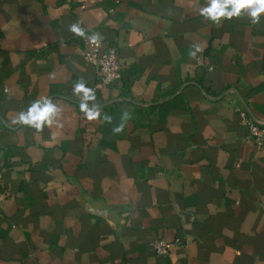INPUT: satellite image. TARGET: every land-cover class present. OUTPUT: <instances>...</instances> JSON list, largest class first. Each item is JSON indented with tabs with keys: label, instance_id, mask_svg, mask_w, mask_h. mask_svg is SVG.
I'll list each match as a JSON object with an SVG mask.
<instances>
[{
	"label": "crops",
	"instance_id": "crops-1",
	"mask_svg": "<svg viewBox=\"0 0 264 264\" xmlns=\"http://www.w3.org/2000/svg\"><path fill=\"white\" fill-rule=\"evenodd\" d=\"M207 3L0 0V264H264V150L236 110L264 122V14ZM90 40L119 80L81 58ZM45 97L59 126L13 122Z\"/></svg>",
	"mask_w": 264,
	"mask_h": 264
},
{
	"label": "clouds",
	"instance_id": "clouds-1",
	"mask_svg": "<svg viewBox=\"0 0 264 264\" xmlns=\"http://www.w3.org/2000/svg\"><path fill=\"white\" fill-rule=\"evenodd\" d=\"M199 11L202 16L213 22H219L222 18L239 17L246 12L253 23H258L261 14H264V0H208L207 5L201 7ZM71 30L82 34L81 29L76 25H73ZM73 93L80 97V109L87 119L92 120L100 116L99 106H90V102L96 99L91 88L84 83H75ZM60 111L59 106L51 98L45 97L34 101L26 111L20 112L13 122L42 131L45 126L52 127L54 124L59 126ZM116 131H120V128Z\"/></svg>",
	"mask_w": 264,
	"mask_h": 264
},
{
	"label": "built area",
	"instance_id": "built-area-1",
	"mask_svg": "<svg viewBox=\"0 0 264 264\" xmlns=\"http://www.w3.org/2000/svg\"><path fill=\"white\" fill-rule=\"evenodd\" d=\"M81 58L97 68L98 80L106 85L112 84L122 77V67L117 50L112 46L101 48L87 41L85 46L80 49ZM240 116V123L247 127L249 136L246 140L252 143L258 150H264V122L258 120L245 107H237ZM179 240L174 242L155 239L150 242V246L159 254H164Z\"/></svg>",
	"mask_w": 264,
	"mask_h": 264
}]
</instances>
